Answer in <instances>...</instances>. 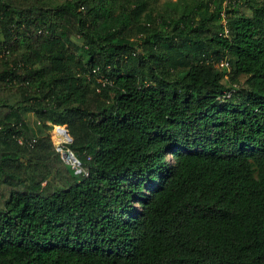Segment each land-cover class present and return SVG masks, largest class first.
<instances>
[{"label":"trees","instance_id":"obj_1","mask_svg":"<svg viewBox=\"0 0 264 264\" xmlns=\"http://www.w3.org/2000/svg\"><path fill=\"white\" fill-rule=\"evenodd\" d=\"M158 1L0 0V264H264V0Z\"/></svg>","mask_w":264,"mask_h":264},{"label":"rangeland","instance_id":"obj_2","mask_svg":"<svg viewBox=\"0 0 264 264\" xmlns=\"http://www.w3.org/2000/svg\"><path fill=\"white\" fill-rule=\"evenodd\" d=\"M169 1V0H159L158 4L162 5L164 2ZM190 1V0H189ZM238 8L240 9V11L244 12V13H249L248 8L244 5L243 0H238ZM228 71V70H226ZM223 83L226 86H230L232 85L233 87H241L242 85H244V77H240L239 81L236 83H232L229 81V73L226 72L224 78H223ZM234 84V85H233ZM25 119L27 124L29 125V127L31 128L32 132L38 136V135H45V136H49L53 142V145L55 147V149L58 151V155L59 157L62 159H65V155H62V152L59 151V149L62 147V149H65L67 147V145L72 142V137L69 138L68 136V140L67 141H60L57 135V127L55 128L54 125L57 122H47L45 126L41 125L39 123V121L37 120V118L35 117L34 113L29 111L25 114ZM60 124H64L67 127L66 123H60ZM54 128L56 130L55 134L54 133ZM169 158V155H167V159ZM66 160V159H65Z\"/></svg>","mask_w":264,"mask_h":264},{"label":"built area","instance_id":"obj_3","mask_svg":"<svg viewBox=\"0 0 264 264\" xmlns=\"http://www.w3.org/2000/svg\"><path fill=\"white\" fill-rule=\"evenodd\" d=\"M227 0H224V3H226ZM225 31H227V28H225ZM219 65H224L228 67V62L221 60L219 62ZM59 151L62 152V155H65V159H63L65 162L69 163L73 169V172L75 175H79L84 172L81 162L79 159L73 154V152L69 148L62 149V147L59 149Z\"/></svg>","mask_w":264,"mask_h":264},{"label":"bare ground","instance_id":"obj_4","mask_svg":"<svg viewBox=\"0 0 264 264\" xmlns=\"http://www.w3.org/2000/svg\"><path fill=\"white\" fill-rule=\"evenodd\" d=\"M57 135H58V138L60 141H67L68 140V137L65 133L59 132Z\"/></svg>","mask_w":264,"mask_h":264}]
</instances>
